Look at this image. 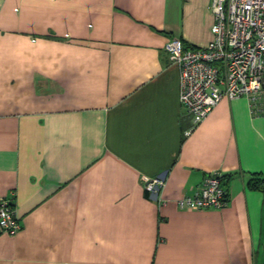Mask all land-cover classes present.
<instances>
[{"label": "crops", "instance_id": "1", "mask_svg": "<svg viewBox=\"0 0 264 264\" xmlns=\"http://www.w3.org/2000/svg\"><path fill=\"white\" fill-rule=\"evenodd\" d=\"M211 3L0 0V264H264V115L223 97L185 135L164 49L206 46ZM211 171L226 206L179 209Z\"/></svg>", "mask_w": 264, "mask_h": 264}, {"label": "built area", "instance_id": "2", "mask_svg": "<svg viewBox=\"0 0 264 264\" xmlns=\"http://www.w3.org/2000/svg\"><path fill=\"white\" fill-rule=\"evenodd\" d=\"M212 39L204 47L169 40L164 49L180 69V103L191 117L188 135L223 98L244 96L253 115H264V0H212ZM161 178H145L146 191ZM228 201L220 171L207 173L192 191L176 200L179 209H221ZM21 225L11 199L0 196V231L15 234Z\"/></svg>", "mask_w": 264, "mask_h": 264}, {"label": "trees", "instance_id": "3", "mask_svg": "<svg viewBox=\"0 0 264 264\" xmlns=\"http://www.w3.org/2000/svg\"><path fill=\"white\" fill-rule=\"evenodd\" d=\"M262 183H264L263 179H258V178H251L249 179L248 183L251 187H256L258 185H260Z\"/></svg>", "mask_w": 264, "mask_h": 264}]
</instances>
